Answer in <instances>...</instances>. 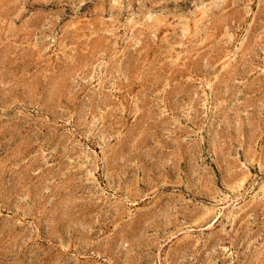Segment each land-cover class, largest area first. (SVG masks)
Returning <instances> with one entry per match:
<instances>
[{
    "label": "rangeland",
    "instance_id": "374dc122",
    "mask_svg": "<svg viewBox=\"0 0 264 264\" xmlns=\"http://www.w3.org/2000/svg\"><path fill=\"white\" fill-rule=\"evenodd\" d=\"M0 264H264V0H0Z\"/></svg>",
    "mask_w": 264,
    "mask_h": 264
}]
</instances>
